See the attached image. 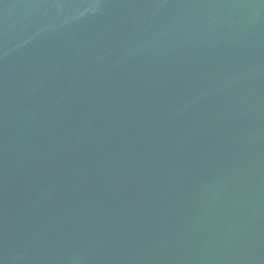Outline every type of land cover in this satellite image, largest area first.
<instances>
[{"label": "water", "instance_id": "water-1", "mask_svg": "<svg viewBox=\"0 0 264 264\" xmlns=\"http://www.w3.org/2000/svg\"><path fill=\"white\" fill-rule=\"evenodd\" d=\"M0 264H264V0H0Z\"/></svg>", "mask_w": 264, "mask_h": 264}]
</instances>
